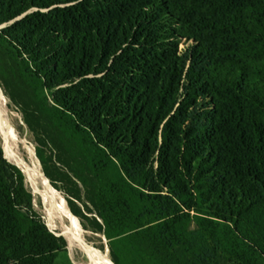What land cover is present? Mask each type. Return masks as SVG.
Here are the masks:
<instances>
[{"label":"trees","instance_id":"obj_1","mask_svg":"<svg viewBox=\"0 0 264 264\" xmlns=\"http://www.w3.org/2000/svg\"><path fill=\"white\" fill-rule=\"evenodd\" d=\"M0 87L113 264H264V0H0ZM66 248L0 144V264Z\"/></svg>","mask_w":264,"mask_h":264},{"label":"rangeland","instance_id":"obj_2","mask_svg":"<svg viewBox=\"0 0 264 264\" xmlns=\"http://www.w3.org/2000/svg\"><path fill=\"white\" fill-rule=\"evenodd\" d=\"M187 45H188V43L185 44L183 41L180 45V48L183 49V48L187 47ZM7 103H8V109L12 113V122H11L12 127H13L14 131L16 130L15 133L18 132V133H16L18 138L16 137V139H15L16 143L18 145L16 158L15 159L7 158V160L11 164L17 166L22 171V173L24 174L25 187L33 196L34 209L43 218L45 223H48V220H47V217L45 214V209H44L45 206H43L44 205L43 201H42L41 197H39L40 195L35 192V190H36L35 186H33L34 184H32L33 182L30 179V177L27 176L28 174L25 170L27 168H31L34 165L44 175L43 170H42V166L39 163L38 159L36 158L34 138L31 134V132L27 129L26 125L24 124L20 113L16 109H14L13 107H11L9 105L8 100H7ZM0 144L3 148H5L6 143H5L4 137L1 136V134H0ZM64 153H65V157L63 158V160L65 159V160L70 161L71 165L69 167L66 164H62L63 162L62 163L58 162L59 161L58 156L56 157V154H54V153L51 156L52 162L54 164H56L55 165L56 167H58V168L60 167V169H63L65 172L66 171L68 172L71 169L72 171H71V174H69V175L72 178H73L72 174L76 173L79 176H81L84 179V181L81 182L75 178L69 180L65 177H63V179H60V177L54 176V178L56 180L55 184L57 186V188H54L52 186L50 180L48 178H46L45 175H44V177L47 179L50 186H52L53 189H55V191H57L58 193L60 192L59 194L65 200L67 207H68V200H70L73 202V204L79 210V216L78 217L75 216L71 211L70 212L76 218V221L81 226L82 230L83 231L85 230L84 231L85 240L88 242V244H90L95 249V253L97 254L98 258H100L102 260V253H103V254L107 255L108 258L110 259L109 248H107L108 243L104 239L103 235L97 231V227L95 224V221H98V222H100V221L95 214V209H94L93 204H92V198H91L92 195L90 193V190L92 188V186H91L92 183H91V181H89L88 177L83 174L82 168L77 163L75 164L74 162H72L70 150H67V152L65 150H63V154ZM48 154H49V151H48ZM53 230L56 232H62L60 227H59V224H57L56 228ZM90 242H92V243H90ZM87 262H91V260L82 250L76 249V251L71 252L67 246L65 251H61L57 255L55 264H86ZM110 263H112L111 259H110Z\"/></svg>","mask_w":264,"mask_h":264},{"label":"bare ground","instance_id":"obj_3","mask_svg":"<svg viewBox=\"0 0 264 264\" xmlns=\"http://www.w3.org/2000/svg\"><path fill=\"white\" fill-rule=\"evenodd\" d=\"M11 122L12 113L9 111L7 100L0 89V134L4 137L6 143L5 149L8 150L12 159H15L18 149L15 139L17 137L16 133L18 132L15 133L16 130L14 131ZM25 170L28 174L27 176H29L32 180V184H34L33 186H35V192L40 195L39 197H41L43 201V206H45V214L49 225L52 229H55L57 224H59L61 231L66 232L64 235L69 250L71 252L76 251V249L82 250L91 260V262H87L86 264H112L110 263L108 256L102 252V260L98 258L97 254L95 253V249L85 240V230H82L81 226L77 223L76 218L71 214L65 200L59 194L60 192L58 193L55 191V189H53L52 186H50L42 172L34 165L31 168H27ZM70 233H73L76 238H73Z\"/></svg>","mask_w":264,"mask_h":264},{"label":"water","instance_id":"obj_4","mask_svg":"<svg viewBox=\"0 0 264 264\" xmlns=\"http://www.w3.org/2000/svg\"><path fill=\"white\" fill-rule=\"evenodd\" d=\"M0 89H1V87H0ZM3 148V147H2ZM3 151H4V157H5V150H4V148H3ZM5 159H7L6 157H5ZM46 225H47V227H48V229L51 231V232H53L57 237H63L65 240H66V238H65V231H62V232H56V231H54L52 228H51V226L49 225V223H46ZM71 234V236L73 237V238H76L74 235H73V233H70Z\"/></svg>","mask_w":264,"mask_h":264}]
</instances>
